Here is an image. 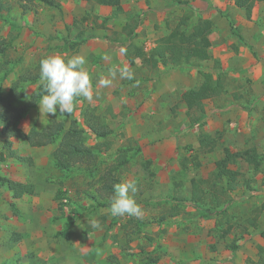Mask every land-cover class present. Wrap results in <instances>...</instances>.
Masks as SVG:
<instances>
[{"label":"rangeland","instance_id":"374dc122","mask_svg":"<svg viewBox=\"0 0 264 264\" xmlns=\"http://www.w3.org/2000/svg\"><path fill=\"white\" fill-rule=\"evenodd\" d=\"M55 1L57 6L0 0V76L9 70L1 92L42 56L85 55L92 99L77 98L72 114L53 116L40 112L41 97L18 127L26 133L51 118L65 128L75 122L94 144L101 139L87 131L84 119L91 112L112 129L107 137L112 145L99 154L95 172H64L49 158L55 144L30 147L24 139L13 140L15 152L32 163L7 156L0 160V177L32 183L35 192L15 199L0 185V264H264L263 0L249 16L233 0H120L116 15L97 0ZM200 18L212 22L209 59L164 66L151 55L173 26L186 20L189 29ZM72 41L81 42L75 51ZM122 65L134 79L117 75L110 86L100 87L101 78H110L109 69ZM219 73L223 91L204 102V125L190 126L182 92ZM36 85L22 84L18 103ZM201 130L215 140L212 150L198 146ZM2 143L0 134V151ZM224 146L254 148L262 160L257 169L234 161L237 187L216 206L209 188ZM118 150L127 162L116 170L117 183L136 181L138 191L130 195L142 209L139 218L112 216L110 205L96 206L87 195L99 188V176ZM192 178H200L208 192L201 203L210 216L189 202ZM59 189L67 194L64 212L58 209ZM92 219L100 229L91 227Z\"/></svg>","mask_w":264,"mask_h":264},{"label":"trees","instance_id":"16d2710c","mask_svg":"<svg viewBox=\"0 0 264 264\" xmlns=\"http://www.w3.org/2000/svg\"><path fill=\"white\" fill-rule=\"evenodd\" d=\"M41 1L51 6L58 5L55 0ZM97 1L102 5L112 7V15H116L122 11L120 0ZM257 1L260 0H233V3L238 8L244 10L246 15L249 16ZM2 7V3L0 2V11ZM211 25L212 22L209 18H200L187 29L186 20H182L179 24L177 23L173 26L166 35L157 40L156 45L151 50V55L158 58L164 66L169 64L179 66L189 63L191 60H207L211 57L208 51L211 44L208 36ZM80 44L81 42L79 41H72L69 47L75 51ZM45 57L47 56L40 57L32 69H25L21 72L11 84L10 90L7 93L2 94L0 83V134L3 141L2 148L4 149L0 151V160H4L9 156L23 162L32 163L30 157L17 154L12 147L13 140L21 138L30 147L55 144L49 158L61 171L71 172L82 168L93 173L97 170L99 154L102 150L109 149L112 145L111 140L107 139L112 133V129L104 121L103 117L91 112H88L84 116L87 131L92 133L95 138L101 139L94 144L86 142L87 138L84 134L86 130L80 128L75 122H71L65 128L62 121L51 118L43 128H31L26 133L18 127L19 121L25 117L28 110L34 107L45 94L40 81V61ZM8 71L6 70L1 74L0 81H2L4 76H7ZM33 83H37V85L29 98L26 101L18 103L24 93L23 90H20L21 85ZM223 87V76L219 73L214 78L205 75L198 85L189 87L182 92L181 98L187 109L186 114L190 126L201 128L204 125V102L219 96L223 91ZM215 144V140L207 132L200 131L198 136V146L200 148L212 150ZM237 159L244 160L255 169H257L262 160L261 154H257L254 148L232 151L224 146L223 155L214 162L216 172L212 177L211 188H209V190L213 191L212 195H214V198L212 200L216 206L223 205L228 197V192L234 191L237 187L240 172L231 166ZM126 162L127 158L120 150L117 159L115 157V162L104 168L102 174L99 176V181L101 182L99 188L94 190L95 193L88 192L87 194L96 206L106 207L110 205L113 196V186L118 182L116 170ZM201 182L200 178L191 179L189 202L196 206L202 215L210 216L211 210L203 208L201 203L209 197L208 192L202 190ZM0 185H6L8 190L11 191L12 198L15 199L21 198L24 195H31L35 192L34 184L29 182L0 177ZM56 196L60 198L58 209L64 212L67 201H64L63 198L67 196L66 191L59 189ZM251 223L255 225L254 220Z\"/></svg>","mask_w":264,"mask_h":264},{"label":"clouds","instance_id":"9594fccd","mask_svg":"<svg viewBox=\"0 0 264 264\" xmlns=\"http://www.w3.org/2000/svg\"><path fill=\"white\" fill-rule=\"evenodd\" d=\"M86 63V56L79 54L67 59L61 55H50L41 59L40 81L45 94L39 103L40 112L53 116L57 112L70 115L74 111V102L77 98L92 99L91 78L84 69ZM117 75L122 79H134V73L128 65L114 66L109 69L110 78L99 80L100 87L110 86ZM137 191L135 180L115 184L109 206L110 214L121 217L125 215L141 217L142 209L130 195ZM90 225L93 229L101 228L96 219H92Z\"/></svg>","mask_w":264,"mask_h":264},{"label":"crops","instance_id":"0c3cea01","mask_svg":"<svg viewBox=\"0 0 264 264\" xmlns=\"http://www.w3.org/2000/svg\"><path fill=\"white\" fill-rule=\"evenodd\" d=\"M25 196V195H24ZM23 197V196H22Z\"/></svg>","mask_w":264,"mask_h":264}]
</instances>
